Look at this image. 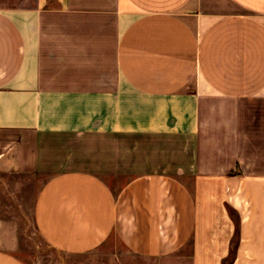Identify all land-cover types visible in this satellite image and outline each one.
Instances as JSON below:
<instances>
[{
	"label": "crops",
	"instance_id": "obj_1",
	"mask_svg": "<svg viewBox=\"0 0 264 264\" xmlns=\"http://www.w3.org/2000/svg\"><path fill=\"white\" fill-rule=\"evenodd\" d=\"M0 132L1 173L49 136L160 140L178 164L51 175L33 217L58 252L264 264V0H0ZM16 243L0 220V264H24Z\"/></svg>",
	"mask_w": 264,
	"mask_h": 264
},
{
	"label": "rangeland",
	"instance_id": "obj_2",
	"mask_svg": "<svg viewBox=\"0 0 264 264\" xmlns=\"http://www.w3.org/2000/svg\"><path fill=\"white\" fill-rule=\"evenodd\" d=\"M13 139L0 132V152ZM35 143V138L28 140ZM48 151L34 171L0 172V220L16 234L15 254L24 264H115L99 254L67 256L52 249L37 232L33 205L40 186L54 173L81 169L96 173L107 181L118 182L152 171L177 173V162L160 140L134 136L97 137L49 136L44 140ZM31 146V149H34ZM41 147L36 149H40ZM135 264H157L132 260Z\"/></svg>",
	"mask_w": 264,
	"mask_h": 264
},
{
	"label": "trees",
	"instance_id": "obj_3",
	"mask_svg": "<svg viewBox=\"0 0 264 264\" xmlns=\"http://www.w3.org/2000/svg\"><path fill=\"white\" fill-rule=\"evenodd\" d=\"M236 240H237V238L235 239V242H234L235 244H236ZM233 247H235V246H233ZM233 255H234V249L231 250V253H230L228 259L225 261V264H229L232 261Z\"/></svg>",
	"mask_w": 264,
	"mask_h": 264
}]
</instances>
